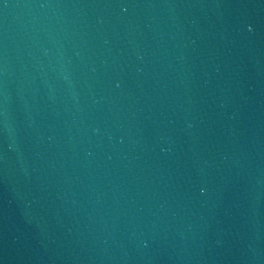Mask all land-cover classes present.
I'll use <instances>...</instances> for the list:
<instances>
[{"label":"water","instance_id":"1","mask_svg":"<svg viewBox=\"0 0 264 264\" xmlns=\"http://www.w3.org/2000/svg\"><path fill=\"white\" fill-rule=\"evenodd\" d=\"M0 264H264V0H0Z\"/></svg>","mask_w":264,"mask_h":264}]
</instances>
